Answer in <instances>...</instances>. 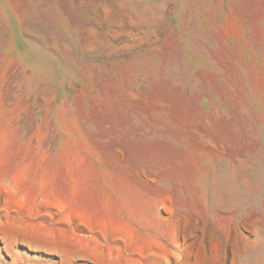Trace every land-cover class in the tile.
Segmentation results:
<instances>
[{
  "label": "rangeland",
  "instance_id": "1",
  "mask_svg": "<svg viewBox=\"0 0 264 264\" xmlns=\"http://www.w3.org/2000/svg\"><path fill=\"white\" fill-rule=\"evenodd\" d=\"M0 264H264V0H0Z\"/></svg>",
  "mask_w": 264,
  "mask_h": 264
}]
</instances>
